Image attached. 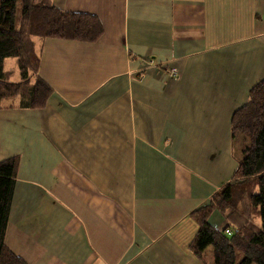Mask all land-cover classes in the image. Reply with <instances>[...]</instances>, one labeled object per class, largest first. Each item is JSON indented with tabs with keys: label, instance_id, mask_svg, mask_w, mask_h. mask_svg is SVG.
Returning <instances> with one entry per match:
<instances>
[{
	"label": "crops",
	"instance_id": "0c3cea01",
	"mask_svg": "<svg viewBox=\"0 0 264 264\" xmlns=\"http://www.w3.org/2000/svg\"><path fill=\"white\" fill-rule=\"evenodd\" d=\"M52 5L104 32L43 41L45 108L2 102L0 161H20L6 247L26 264H211L191 213L238 165L231 115L264 80V0Z\"/></svg>",
	"mask_w": 264,
	"mask_h": 264
},
{
	"label": "trees",
	"instance_id": "16d2710c",
	"mask_svg": "<svg viewBox=\"0 0 264 264\" xmlns=\"http://www.w3.org/2000/svg\"><path fill=\"white\" fill-rule=\"evenodd\" d=\"M103 32L95 15L58 9L52 0H0V109L12 98L19 109L45 108L54 94L38 74L45 39L89 43ZM9 58L16 59L17 82L4 69ZM230 129L238 165L208 204L191 213L198 229L189 247L198 258L210 247L211 264H264V80L232 113ZM19 162L18 156L0 161V264H26L4 241ZM214 212L227 222L222 230L209 223Z\"/></svg>",
	"mask_w": 264,
	"mask_h": 264
},
{
	"label": "rangeland",
	"instance_id": "374dc122",
	"mask_svg": "<svg viewBox=\"0 0 264 264\" xmlns=\"http://www.w3.org/2000/svg\"><path fill=\"white\" fill-rule=\"evenodd\" d=\"M18 9H19V3H18V7H17ZM18 16L19 15H17V19H16V21L18 20ZM15 61H16V59L15 58H9V59H7L6 60V62H5V69H7L8 71L9 70H11L12 71V74H11V76H10V81H14V82H17V81H19L18 79H19V75H18V70L16 69V66H15ZM6 102L8 103V104H11V102H14V100H10V99H8V100H6ZM211 248L210 247H208L206 250H205V252H204V255L206 256V257H208V258H212L213 259V257L211 256Z\"/></svg>",
	"mask_w": 264,
	"mask_h": 264
},
{
	"label": "built area",
	"instance_id": "2783aa9c",
	"mask_svg": "<svg viewBox=\"0 0 264 264\" xmlns=\"http://www.w3.org/2000/svg\"><path fill=\"white\" fill-rule=\"evenodd\" d=\"M146 63L149 66H155L156 65L152 60H148ZM167 74L169 75L170 78H172V77H178V74H177V72H176L175 69H171V71H169ZM226 233L230 234L229 231H227Z\"/></svg>",
	"mask_w": 264,
	"mask_h": 264
}]
</instances>
